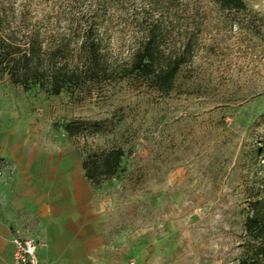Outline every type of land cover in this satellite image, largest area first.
Here are the masks:
<instances>
[{"label":"rangeland","instance_id":"1","mask_svg":"<svg viewBox=\"0 0 264 264\" xmlns=\"http://www.w3.org/2000/svg\"><path fill=\"white\" fill-rule=\"evenodd\" d=\"M243 2L0 0V35L38 36L79 78L54 95L0 71V210L15 237L42 240L23 208L28 176L81 194L84 156L121 149L119 171L78 196L103 241V260L84 264L239 263L249 203L264 200V0ZM149 34L160 64L183 56L168 93L123 77ZM84 43L97 49L92 75Z\"/></svg>","mask_w":264,"mask_h":264},{"label":"trees","instance_id":"2","mask_svg":"<svg viewBox=\"0 0 264 264\" xmlns=\"http://www.w3.org/2000/svg\"><path fill=\"white\" fill-rule=\"evenodd\" d=\"M222 10L241 11L245 8L243 0H213ZM84 72L92 75L93 66L98 63L96 46L93 43L83 45ZM161 51L155 37L149 34L147 41L136 52L131 66L124 70L123 77L137 73L151 82L159 92L172 90L183 56L169 58L159 63ZM52 57L38 36L30 34L22 43L16 42L11 34L0 35V71L9 81L28 89L31 86L47 88L52 94L59 95L64 89L78 82L76 72L62 73L51 64ZM78 124L70 123L64 127L68 137L75 136ZM123 151L113 149L98 155L84 156L82 168L86 179L92 184H100L110 179L120 169ZM244 231L248 237V246L238 264H260V255L264 249V200L257 198L249 203V214L244 222ZM253 243V244H251ZM250 245V246H249ZM252 245V246H251Z\"/></svg>","mask_w":264,"mask_h":264},{"label":"crops","instance_id":"3","mask_svg":"<svg viewBox=\"0 0 264 264\" xmlns=\"http://www.w3.org/2000/svg\"><path fill=\"white\" fill-rule=\"evenodd\" d=\"M2 139L0 135V147ZM10 158L19 162L18 156ZM83 174L79 180L81 194L66 187L55 189L49 182H37L32 180L34 177H27L29 184L23 189L27 202L23 208L39 221L38 237L46 245L38 240L44 244L38 249V256L46 264H84L86 260H103L99 225L93 215L85 212V205L78 199L83 196L87 180ZM4 211L0 210V264H12L15 220L6 218Z\"/></svg>","mask_w":264,"mask_h":264},{"label":"built area","instance_id":"4","mask_svg":"<svg viewBox=\"0 0 264 264\" xmlns=\"http://www.w3.org/2000/svg\"><path fill=\"white\" fill-rule=\"evenodd\" d=\"M11 243L12 264H46L38 256V249L44 246L42 242L31 238L23 239L14 237Z\"/></svg>","mask_w":264,"mask_h":264}]
</instances>
